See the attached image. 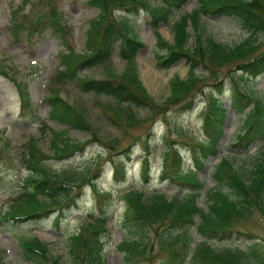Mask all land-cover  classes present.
I'll list each match as a JSON object with an SVG mask.
<instances>
[{
  "label": "trees",
  "instance_id": "16d2710c",
  "mask_svg": "<svg viewBox=\"0 0 264 264\" xmlns=\"http://www.w3.org/2000/svg\"><path fill=\"white\" fill-rule=\"evenodd\" d=\"M186 1L161 0L154 4L152 0H91V6L99 10V15L90 25L87 50L83 54H75L70 49L68 41L71 30L65 25L54 0H49L48 12L31 25L36 30L41 22H45L43 26L71 50L63 56L65 70L56 77L55 86L79 81L84 93L114 99L117 105L107 106L105 109L108 112H115L116 118L112 120L121 128L123 124L136 121V116L132 112L133 107H149L154 117L166 115L169 111L167 107L171 104H181L195 88L200 87V80L196 76L198 67H203L212 76H216L223 68L238 64V69L232 72L231 77L234 83L232 105L239 113L244 114L246 119L234 148L247 152L253 143H264V98H256L244 91L243 84L246 79H256L264 74V52L256 56L258 46L255 38L259 34H264V0H201L199 9L184 16L176 24L174 43L165 41L160 34L157 35L158 47L167 50L166 55L157 59L160 66L168 68L183 59L190 65V73L186 79L174 78L171 83V95L164 104L156 103L139 80L135 58L143 44L135 34L131 19L125 17L118 20L114 16L118 10H125L129 14L144 10L150 14L152 24L157 29L160 23L169 21L173 9L183 7ZM202 15L234 17L243 23L251 36L236 46H228L215 38L204 39L199 33ZM20 27L23 26L14 24L16 33ZM191 27L198 32L194 47H189ZM118 43L120 56L127 62V69L122 75L104 80L79 79L81 70L108 63ZM0 72L7 76L6 71L1 69ZM13 83L21 101L22 114L31 111L28 84L19 79H14ZM200 89L203 91V87ZM218 93L221 95L222 90L219 89ZM204 97L207 101L203 125L205 138L188 146L193 168L185 170L180 151L174 146H169L162 174V179L188 185L192 187V191L184 198L176 197L172 200L162 193H155L146 198V193L142 190H132L125 195L128 203L127 223L133 226L130 229L132 238L122 242L119 250L129 264H151L149 254L155 242L159 245V251L167 257L162 264H185L190 256L194 263L199 259L204 264L259 262V255L255 251L257 243H250L245 248L230 246L223 249H214L208 244L209 240L219 238L224 241L230 238L236 232L235 224L250 219L256 211L264 216V155L247 179L234 169L231 159L222 158L219 164L214 166L213 177L216 186L208 195L211 205L208 211L202 209L198 205L203 191L199 173L220 153L226 119L222 100L213 91ZM47 103L51 108L49 114L51 120L65 125L67 130L54 134L51 145L54 150L53 157L43 151L37 140L31 139L28 142L23 152V163L30 177L27 179L26 187H23L14 199V204L0 218L1 223L14 221L23 224L31 220L42 221L59 212L61 216L56 218L58 225L65 209L71 206L79 207L80 199L85 196V186L91 187L99 200L109 197L97 183L94 184L90 177L91 170H78L70 164L61 170H54L50 164L53 160L68 159L84 150V144L69 138L68 129L91 131L93 136L95 134L84 110L64 100L59 88L51 89ZM194 103L195 98L188 100L186 105ZM122 105H126V108ZM46 128L45 125L44 129ZM142 145L146 155L143 178L148 184L150 144L143 141ZM7 149L8 143L0 138V163ZM117 154L118 157L113 155L108 162L114 169L116 180L123 181L128 163L132 161L133 151L127 148ZM73 189L77 190V194L72 197ZM230 192L235 198H231ZM107 225L108 213L100 206L99 214L92 216L80 233L70 238L72 264L107 263L105 254L106 236L109 234ZM194 228L203 236V240L192 249L191 230ZM150 233L155 235L157 241H150ZM21 245L23 255L30 263L62 264L59 258L50 255L47 245L35 236L21 238ZM0 264H4L1 249Z\"/></svg>",
  "mask_w": 264,
  "mask_h": 264
},
{
  "label": "rangeland",
  "instance_id": "374dc122",
  "mask_svg": "<svg viewBox=\"0 0 264 264\" xmlns=\"http://www.w3.org/2000/svg\"><path fill=\"white\" fill-rule=\"evenodd\" d=\"M90 1L54 0L65 25L71 30L68 42L76 53L87 50L90 25L98 19L99 10L91 7ZM48 2L49 0H0V71L2 69L7 72V76L0 72V137L8 143L7 153L0 163V218L14 204V199L21 189L26 187L27 179L30 177L23 163V152L28 142L31 139L37 140L43 151L53 157L54 150L51 145L54 134L67 130L65 125L49 117L50 106L47 99L51 89L56 88H59L64 100L84 110L95 136L91 131L68 129L69 138L84 144V150L68 159L53 160L50 164L54 170H61L69 164L78 170H91L90 177L94 184L97 183V186L107 192L109 197L99 200L91 187L85 186V196L80 199L79 207L71 206L65 209L58 225L56 218L59 217V212L42 221L31 220L23 224L14 221L0 222V249L3 263L33 264L23 255L21 238L35 236L47 245L52 257L59 258L62 264H72L70 238L79 234L92 216L99 214V208L102 206L108 213L106 264H129L119 250L122 242L132 238L130 229L133 226L127 223L128 203L125 195L131 190H142L146 193V198L155 193H162L172 200L176 197L184 198L192 191V187L175 183L170 179L163 180L161 175L166 165V152L169 146H174L181 152L185 170L193 168L188 146L192 142L204 139L203 125L207 105L205 95L213 91L222 100L226 109V120L219 156L212 158L199 173L203 191L198 205L202 209L208 211L211 205L208 195L216 186L213 177L214 166L220 162V159H231L234 169L247 179L264 155V143H254L247 152L237 151L233 147L246 118L231 104L234 94L231 77L232 72L238 69V64L223 68L216 76H212L203 67H198L196 76L200 80V87L195 88L181 104H171L167 107L169 111L166 115L154 117L149 107H133L132 112L136 116V121L123 124V128L112 120L116 118L115 112H108L105 109L107 106L117 105L114 99L84 93L79 81L55 86L56 77L65 69L62 57L67 53V48L43 26L45 22H41L34 32L31 25L48 12L50 9ZM159 2L161 0H152L154 4ZM200 7L201 0H187L181 9L173 10L169 21L160 24L158 29L153 28V19L144 10L130 14L125 10L114 13L118 20L127 16L132 19L135 34L144 45L136 57L137 74L148 94L158 104L166 103L170 97L174 78L184 80L188 77L190 65L183 59L168 68L160 66L157 61L158 56L166 55L167 50L157 46V33L166 41L174 43L176 24L182 17L192 14ZM16 15L20 24L26 26L18 35H15L13 27ZM199 33L204 39L215 38L228 46H236L251 36L240 20L225 15H202ZM189 34L191 36L189 47H194L198 32L191 27ZM255 38L258 46L257 56L264 52V34H259ZM119 52L117 45L111 61L81 70L79 79L104 80L122 75L127 69V62L120 58ZM237 74L240 75L239 71ZM14 79L28 84L32 110L25 114L21 111ZM220 83L223 85L220 86ZM243 84L244 91L256 98H264V74L256 79H246ZM219 89L222 90L221 95L218 93ZM194 98L193 105H186L188 100ZM122 106L126 108V105ZM45 125L46 129H44ZM143 141L150 144L148 166L151 180L148 184L143 180V168L146 164ZM112 146L114 147L111 148ZM127 148L133 151L132 161L128 163V175L124 181H119L116 180L114 169L108 160L113 155L118 157L117 153ZM76 194L77 190L73 189L72 197ZM229 194L231 198H235L231 192ZM65 204L66 202L63 205ZM235 229L236 232L230 238L224 241L219 238L209 240L208 244L214 249H223L230 246L245 248L250 243H257L255 247L259 255L257 264H264V216L261 212L256 211L250 219L237 222ZM150 236L151 242L157 241L153 233H150ZM191 240L192 249L203 240V236L196 228L191 230ZM149 258L151 264H162L167 257L159 251V245L155 242ZM185 264L204 263L199 259L194 263L190 256Z\"/></svg>",
  "mask_w": 264,
  "mask_h": 264
}]
</instances>
